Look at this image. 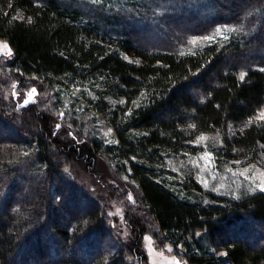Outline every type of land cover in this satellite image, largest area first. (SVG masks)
I'll return each instance as SVG.
<instances>
[{
    "label": "trees",
    "instance_id": "trees-1",
    "mask_svg": "<svg viewBox=\"0 0 264 264\" xmlns=\"http://www.w3.org/2000/svg\"><path fill=\"white\" fill-rule=\"evenodd\" d=\"M149 1L133 14L85 0H0V39L14 50L3 73L50 92L20 108L0 94V264H147L148 224L190 264H264V191L208 192L204 202L197 180L167 164L209 134L219 162L264 161V0H202L201 16L180 0L178 21L157 16L158 26L136 18L174 0ZM219 24L236 35L182 51ZM73 89L89 112L66 109V123L57 112L66 95L76 108ZM89 115L118 142L82 136ZM101 156L141 192L140 204L123 201L131 241L69 174L75 163L96 173Z\"/></svg>",
    "mask_w": 264,
    "mask_h": 264
},
{
    "label": "rangeland",
    "instance_id": "rangeland-1",
    "mask_svg": "<svg viewBox=\"0 0 264 264\" xmlns=\"http://www.w3.org/2000/svg\"><path fill=\"white\" fill-rule=\"evenodd\" d=\"M85 1L92 4L104 3L107 6H114L117 10L127 9L129 12H133V14H138L135 7L144 4L145 1L151 3L149 0ZM152 1L155 2L156 0ZM185 3L192 9L191 12H195L197 15L199 14L201 16V13L208 11V6H205V2L202 0H189ZM182 5L183 3L180 0L169 1L165 3L164 9L161 11L157 9L154 10L148 18L142 17L136 19L155 24L158 20L155 19L157 16L159 19L163 17L164 21L167 14H172L170 18L178 21V15L176 14H180L179 9ZM140 11L145 12L146 10ZM182 23H184V21ZM160 25L162 26V24ZM155 26H158V24H155ZM163 28L165 30L164 25ZM217 29L220 30L219 33H217ZM233 35H236L234 27L227 24H219L216 30L208 35L191 37L189 39V44L182 47V51L191 53L209 44H220L228 41ZM194 40L196 43H193ZM0 41L7 42L12 49V55L10 56L0 54V94L5 95V100L13 102L18 108L35 103L39 99H42L44 102H46V100L49 102L50 92L45 86L43 87L39 83L33 82L29 83L27 87L23 86L21 88L16 81L12 80L14 76L9 77L6 73H3L4 68L5 71L10 70V67H6V63L14 57V50L9 41L2 39H0ZM3 78L8 81V83H5ZM33 88L36 89V91L32 94L31 98H29L28 94ZM79 90L80 89H73L74 98L77 101V106L76 108L74 107L75 110L70 105L71 98L66 95V98H63L64 105L62 109L57 112L58 115L60 114L61 117L64 118L66 123L69 122V118L71 117V115L67 117L66 109H70L77 114L89 112L87 109L81 108L83 101L81 102L82 99L78 96L80 94ZM26 99L29 101L27 104L24 103ZM59 121L60 128L65 127V132L74 137L75 128L70 126L73 124H61L60 118ZM85 123L88 124V128L83 132L82 136H94L106 144L118 142L113 127L105 120L99 117L94 118L92 115H89L87 119H85ZM0 129L3 133L8 131L6 127ZM22 131L23 130H21V132ZM24 134L26 133L24 132ZM203 137H206V139L201 141L200 144H198L197 141L192 143L201 148L198 149L196 153L182 154L180 162H177V159L180 158L179 155L176 157L177 159H175L172 154L167 155L168 157L172 156L168 158L167 164L169 169L177 174L181 176L184 175L185 177L192 175L197 180L202 187V191L198 192L201 197L204 198V202H209L208 192L220 196L237 197L246 193L264 191V161L261 163H250L248 160L240 159L231 163L219 162L215 150L220 141L214 135L210 134ZM69 174L74 180H77L87 196L95 197L100 203L107 206L114 230L118 232V235L123 241H131V231L125 222L126 212L123 201L127 199L132 205L140 204L141 192L136 181L131 178L129 174L119 173L112 162L103 156L99 159L96 173L95 170L89 169L86 163H75L72 165L71 169H69ZM140 215L145 219L148 217L146 214L140 213ZM147 227L149 229H147L141 241L142 249L146 254L147 264H175L173 257L180 261V264H190L186 258L181 256L180 249H176L168 241H163L155 237L154 234H156V230L153 225L148 224ZM146 238H150V246L149 240ZM169 249L171 250L169 251Z\"/></svg>",
    "mask_w": 264,
    "mask_h": 264
},
{
    "label": "snow or ice",
    "instance_id": "snow-or-ice-1",
    "mask_svg": "<svg viewBox=\"0 0 264 264\" xmlns=\"http://www.w3.org/2000/svg\"><path fill=\"white\" fill-rule=\"evenodd\" d=\"M30 22V20H29ZM231 30V29H230ZM220 30L217 29V33H219ZM205 39H211V38H205ZM193 43H196V41L194 40ZM0 54H5V55H12V49L10 48V46L7 44V42H3V41H0ZM245 75L246 73H241L240 74V79L243 80L245 78ZM36 89H32L30 92H29V98H31L32 94L35 93ZM29 101L26 99L24 101L25 104H27ZM257 119H261V120H264V110H262L259 114V117H257ZM59 127V126H58ZM206 137H203L201 136L198 140H197V143H200L201 141L205 140ZM149 240V246H150V238H146ZM171 249H169L170 251ZM173 261L175 262V264H180V261L176 260L175 257H173Z\"/></svg>",
    "mask_w": 264,
    "mask_h": 264
}]
</instances>
